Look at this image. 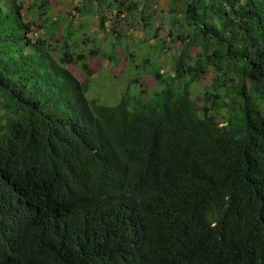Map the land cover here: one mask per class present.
<instances>
[{"label": "trees", "instance_id": "1", "mask_svg": "<svg viewBox=\"0 0 264 264\" xmlns=\"http://www.w3.org/2000/svg\"><path fill=\"white\" fill-rule=\"evenodd\" d=\"M25 3L0 0V264H264V0H78L175 47L163 72L156 28L157 89L114 105L88 60L123 36L75 53L72 12Z\"/></svg>", "mask_w": 264, "mask_h": 264}, {"label": "rangeland", "instance_id": "2", "mask_svg": "<svg viewBox=\"0 0 264 264\" xmlns=\"http://www.w3.org/2000/svg\"><path fill=\"white\" fill-rule=\"evenodd\" d=\"M33 0H25L26 8H29ZM53 2L51 7V13L54 19L61 18L66 12H72L70 19H72L73 30L76 32L74 38L75 53H88L91 49L96 50L100 47L102 51L110 53L113 50V44L116 42V38L123 36L122 41L119 43L117 49L116 64L109 57L100 58L94 56L89 58V69L91 72V85L89 97L92 99H98L101 103L106 105H114L119 102L124 92L130 91L134 93L136 91L134 79L140 76L143 81V86L146 94H151L153 90L157 89L158 84L150 75H145V69L141 66L143 60L150 56L152 62H156V56L153 52L157 47L160 49L159 40L156 39L155 29H160L158 34L161 39H167V32L161 21L157 19V15L153 12V23L155 27H151L148 31L145 29V23L139 27H134L138 19L127 17L123 21L116 25L120 34L113 32V25L116 19L111 17L112 21L108 19L105 21L104 30H101L98 26V19L96 17L79 18L78 14L73 11L74 6L77 5L78 0H51ZM141 1V0H139ZM143 1V0H142ZM154 10L157 8L160 11L164 8V3L154 2ZM162 15V14H161ZM74 16V17H73ZM109 18V17H108ZM117 24V22H116ZM128 31V32H127ZM127 32V38H126ZM125 36V38H124ZM145 38L149 39V43L152 48H149L145 43ZM168 47L171 46L172 51L165 56H162L159 65L164 68L163 72H168L171 68L170 56L175 52V47L169 42ZM131 53V54H130ZM128 55H133L134 62L128 59ZM69 70L81 81L87 79V75L79 67L69 66ZM210 81H204L196 85L193 90L195 94H199L209 86Z\"/></svg>", "mask_w": 264, "mask_h": 264}]
</instances>
